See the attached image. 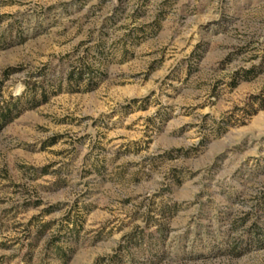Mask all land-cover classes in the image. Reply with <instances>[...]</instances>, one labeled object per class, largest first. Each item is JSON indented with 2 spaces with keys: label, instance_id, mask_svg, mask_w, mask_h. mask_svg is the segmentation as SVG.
Segmentation results:
<instances>
[{
  "label": "rangeland",
  "instance_id": "rangeland-1",
  "mask_svg": "<svg viewBox=\"0 0 264 264\" xmlns=\"http://www.w3.org/2000/svg\"><path fill=\"white\" fill-rule=\"evenodd\" d=\"M0 264H264V0H0Z\"/></svg>",
  "mask_w": 264,
  "mask_h": 264
}]
</instances>
